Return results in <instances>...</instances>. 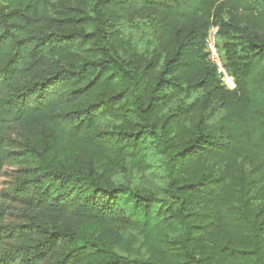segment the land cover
<instances>
[{
  "label": "trees",
  "instance_id": "1",
  "mask_svg": "<svg viewBox=\"0 0 264 264\" xmlns=\"http://www.w3.org/2000/svg\"><path fill=\"white\" fill-rule=\"evenodd\" d=\"M13 124L0 264H264V0H0V185Z\"/></svg>",
  "mask_w": 264,
  "mask_h": 264
},
{
  "label": "rangeland",
  "instance_id": "2",
  "mask_svg": "<svg viewBox=\"0 0 264 264\" xmlns=\"http://www.w3.org/2000/svg\"><path fill=\"white\" fill-rule=\"evenodd\" d=\"M146 14L149 13L146 12ZM8 139L9 143L5 149L6 162L0 185V226L4 231L10 233L18 225L29 223L35 214L23 201L13 195L25 172V165L21 161L20 154L30 143L31 138L25 128L19 124H13L8 131ZM145 175L147 179H152L147 172ZM140 177L139 174L133 172L134 179L139 180ZM22 243H27V240L21 236L6 238L3 241L2 249H10Z\"/></svg>",
  "mask_w": 264,
  "mask_h": 264
},
{
  "label": "built area",
  "instance_id": "3",
  "mask_svg": "<svg viewBox=\"0 0 264 264\" xmlns=\"http://www.w3.org/2000/svg\"><path fill=\"white\" fill-rule=\"evenodd\" d=\"M218 28L214 27L209 33V36L206 40V52L208 54V58L211 64L215 66L217 72L221 76L223 83L230 87L228 84L229 78H231L226 70L225 62L220 54V50L218 47V38L217 33Z\"/></svg>",
  "mask_w": 264,
  "mask_h": 264
},
{
  "label": "bare ground",
  "instance_id": "4",
  "mask_svg": "<svg viewBox=\"0 0 264 264\" xmlns=\"http://www.w3.org/2000/svg\"><path fill=\"white\" fill-rule=\"evenodd\" d=\"M230 82V78H229V81H228V83Z\"/></svg>",
  "mask_w": 264,
  "mask_h": 264
}]
</instances>
